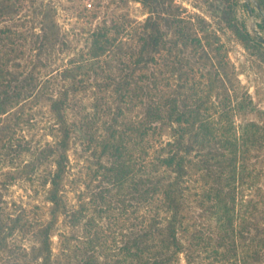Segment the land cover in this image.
Returning a JSON list of instances; mask_svg holds the SVG:
<instances>
[{"label": "trees", "instance_id": "trees-1", "mask_svg": "<svg viewBox=\"0 0 264 264\" xmlns=\"http://www.w3.org/2000/svg\"><path fill=\"white\" fill-rule=\"evenodd\" d=\"M114 1L147 15L76 46L55 0H0V264H264V107L202 20Z\"/></svg>", "mask_w": 264, "mask_h": 264}, {"label": "rangeland", "instance_id": "rangeland-1", "mask_svg": "<svg viewBox=\"0 0 264 264\" xmlns=\"http://www.w3.org/2000/svg\"><path fill=\"white\" fill-rule=\"evenodd\" d=\"M55 1L57 2L56 20L60 27L70 33V42L76 46L84 44L83 32L89 31L104 18L110 20L119 12L131 16L147 15V10H142L138 3H128L119 7L114 0ZM249 2L250 8H253L252 0H173L182 15L190 16L194 23L202 20V25L207 30L217 34L228 50L229 59L239 69L240 81L260 107H264V84H262L264 78H257L248 69V54L230 27L232 25L237 28L245 27L251 35L264 36V30L258 25L260 16L257 9L251 11L245 7V3ZM69 154L74 162L75 156H89L90 153L81 151L79 143H73Z\"/></svg>", "mask_w": 264, "mask_h": 264}]
</instances>
